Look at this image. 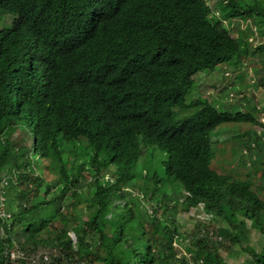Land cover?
<instances>
[{
	"label": "trees",
	"instance_id": "obj_1",
	"mask_svg": "<svg viewBox=\"0 0 264 264\" xmlns=\"http://www.w3.org/2000/svg\"><path fill=\"white\" fill-rule=\"evenodd\" d=\"M211 4L0 0V12L14 17L0 30V198L7 216L0 215V264H227L219 250L250 239L245 221L264 237V138L239 135L247 137L243 172L217 173L211 166L216 129L225 123L264 127L259 105L230 112L203 99L185 102L195 73L220 63L237 71L250 56L257 55L248 64L264 88V66L258 70L264 65V0ZM190 109L196 110L182 117ZM80 140L93 152L88 167L69 161L62 147ZM143 143L166 151V174L183 191L176 202L161 198V209L198 206L216 223L196 221L186 231V255L177 256L171 245L181 243L176 226L154 209L148 214L124 187L133 177L108 181L98 174V154L130 165L143 154ZM248 158L255 164L247 165ZM142 179L151 192L141 198L149 202L158 182ZM84 183L90 191L81 198ZM244 252L250 257L244 264H264V247Z\"/></svg>",
	"mask_w": 264,
	"mask_h": 264
},
{
	"label": "rangeland",
	"instance_id": "obj_2",
	"mask_svg": "<svg viewBox=\"0 0 264 264\" xmlns=\"http://www.w3.org/2000/svg\"><path fill=\"white\" fill-rule=\"evenodd\" d=\"M210 1L212 3L211 6L215 9L219 6L217 5V0ZM217 17L224 20L220 7L218 8ZM11 20H13L12 15L0 12V29L9 28L12 23ZM252 25L255 26L254 24ZM238 27L243 29L245 24L239 21ZM232 35H235L234 31L232 32ZM253 40V45H255V38ZM248 41L250 42V40ZM256 56H250L245 60L243 59L242 66L237 71H234L230 64L220 63L212 70L195 73L192 76V87L185 96V102L189 103L195 99H203L209 101L213 106L216 105V107L222 111L228 110L230 112L252 109L255 107V104H257L259 105L257 108L258 119L260 123H263L264 112L261 108L264 106V88L254 79V68L250 67L248 64V59L251 58L250 62H254V58H256ZM263 66L264 65L258 69L259 72H261V70L263 71ZM225 72L228 73L227 76L225 75ZM242 78L244 79V82L242 81ZM245 83L247 86L244 87ZM236 105L237 108L235 107ZM195 110L196 109H190L186 112L182 111L181 115L182 117L190 115ZM247 132H250L251 135L254 134L256 137L260 136L261 138H264V127L257 125H250L246 123H225L221 124L216 129L215 134H213L211 138L213 142L211 150V166L214 171L217 173L244 171L246 158L243 157V154L245 148L241 146L247 140V137H241L239 135H243ZM27 137L28 135L25 136V139L27 145H29L30 140L29 137ZM82 141L86 143L85 140ZM141 146L144 149V152L140 155L137 161L130 165H117L122 169L123 175L134 178L127 185H124V187H127L128 192L140 199L141 205L146 208L148 214H150L154 209L156 212L155 215L160 220L166 221L171 227L176 226L182 239L179 244L175 242L176 245L189 247L188 240L190 239V236L186 233V231H190L196 221L208 222L212 227H215L216 223L215 221L210 222V219L207 220L206 218H203L198 207L186 208L181 205V202L177 203L172 209L165 211L161 209V206L157 203L160 202L161 198L165 196L166 201L173 199V201L176 202L177 196L183 194V191L179 183L166 174L168 161L166 151L158 149L157 147L145 145L144 143ZM84 151L85 147L82 143L76 145L70 149V153L68 154L69 161H73L75 159L77 163H82L83 161L86 162L85 157L89 161L93 157V152L89 148L87 152ZM260 153V157L264 161V145L263 147H260ZM106 160V154L102 153L97 157V163L101 165H107ZM20 161L21 160H19V162ZM254 164V158L247 159V165L252 166ZM115 169L116 167L111 166L109 169L101 171L100 176H104L108 179V181H114ZM257 175L258 174L254 173L255 177H257ZM83 176L88 182L90 179L88 171H85ZM153 176H155V179L158 182L157 184L155 183ZM142 178L151 180L156 184V186H158L157 193L152 199H150L149 202L143 201L141 198L145 196L144 192H151V188H149L148 184ZM253 178L254 177H252V179ZM254 180L255 183L258 184V181L255 178ZM7 181L9 182L10 180L8 179ZM10 185H12V181H10ZM82 187L83 188L79 189L77 193L80 194L81 198H84V196L86 197L90 191V186L84 183ZM0 202V215L1 217H7L3 214L4 201L1 200V198ZM64 203H67V200H65ZM83 205L85 204L80 203L76 207V210L80 215L85 213ZM121 211L122 207L119 206L113 211V216L117 218ZM245 226L247 229H250V239L246 243L241 242L239 245H228L227 249L219 250V254L225 263L244 264L250 260V257L244 252V248L246 246H249V248L253 249L255 252L260 251L264 247V237L260 234V232L256 229H251L249 221H245ZM182 248L184 249V247ZM176 253L177 256L180 254L186 255L185 249L184 251L180 249Z\"/></svg>",
	"mask_w": 264,
	"mask_h": 264
},
{
	"label": "clouds",
	"instance_id": "obj_3",
	"mask_svg": "<svg viewBox=\"0 0 264 264\" xmlns=\"http://www.w3.org/2000/svg\"><path fill=\"white\" fill-rule=\"evenodd\" d=\"M13 19H14V17H13ZM11 21H13V20H11ZM11 24H12V23H11ZM10 27H11V26H10ZM10 27H9V28H10ZM0 30H1V29H0ZM225 75H228V73H225ZM26 135H27V134H26ZM26 135H25V136H26ZM28 137H29V135H28ZM28 137H27V138H28ZM29 140H30V137H29ZM80 143H82V145H84V147H85V151H84V152H87V151H88V147L86 146V143H87V142L85 143L84 141L80 140V141H75V142H70V143H63V144H62V147H63V150H64V152H65V155H68V154L70 153V149H72L73 147H75L76 145H78V144H80ZM30 144H31V141H30ZM100 154H102V153H100ZM100 154H98L97 157H98ZM103 154H106V156H107V160H106L107 165H101V164L97 163L98 174H99V175H100V172H101V171H103V170H107V169H109V167L114 166V167H116V169H115V171H114V177H115L114 180H116V178H119V177H128V176H125V175L122 174V169L119 168V166H117L116 163H114V162H109V161H108V153H104V152H103ZM74 160H75V159H74ZM85 160H86V162L82 163L81 165H83L84 167H88L89 164H90V160H91V159L88 161V159H86V157H85ZM95 160H96V162H97V158H95ZM109 165H110V166H109ZM83 173H84V172L82 171V172H81L82 176H83ZM83 177H84V176H83ZM103 178H105V177L103 176ZM105 179H107V178H105ZM133 179H134V178H133ZM107 180H108V179H107ZM88 181H90V179H89ZM110 181H113V180H110ZM129 182H130V181L126 182L125 185H127ZM81 188H83V187H81ZM81 188H80V189H81ZM196 207H198V206H196ZM193 208H194V207H193ZM198 209L200 210L199 207H198ZM68 235H69V237L71 238V240L75 242V236H74V234H73L72 232H69ZM177 239L181 241V238H177ZM175 242H177V241L174 239V240L172 241L171 245H172L174 248H178L179 250L181 249L182 251H184V249H183L181 246L176 245ZM177 243L179 244L180 242H177ZM197 263H198V262H197Z\"/></svg>",
	"mask_w": 264,
	"mask_h": 264
},
{
	"label": "built area",
	"instance_id": "obj_4",
	"mask_svg": "<svg viewBox=\"0 0 264 264\" xmlns=\"http://www.w3.org/2000/svg\"><path fill=\"white\" fill-rule=\"evenodd\" d=\"M20 254L19 253H12L11 255H10V257L11 258H14V257H16V256H19ZM44 259H45V257H44ZM197 264H203L201 261H199Z\"/></svg>",
	"mask_w": 264,
	"mask_h": 264
}]
</instances>
